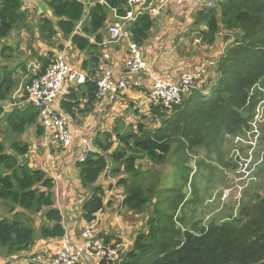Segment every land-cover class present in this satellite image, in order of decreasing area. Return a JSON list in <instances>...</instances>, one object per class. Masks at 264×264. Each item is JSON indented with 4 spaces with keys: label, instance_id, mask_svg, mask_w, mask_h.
Masks as SVG:
<instances>
[{
    "label": "trees",
    "instance_id": "16d2710c",
    "mask_svg": "<svg viewBox=\"0 0 264 264\" xmlns=\"http://www.w3.org/2000/svg\"><path fill=\"white\" fill-rule=\"evenodd\" d=\"M44 1L53 18L38 19L40 38L50 40L60 33L64 38H71L79 50L87 49L90 55L98 46L92 45L88 37L96 35V43L101 41L99 31L105 25L108 11L115 9L118 16H124L130 9L127 0H88L92 3L90 6L83 0ZM84 14L86 17L77 32V23ZM28 18L21 0H0V42L12 30L26 27ZM153 24L147 11H140L126 30L140 46ZM193 24L205 26L197 33L203 43H213L221 29L237 34L218 58L217 78L211 87L206 89L201 84L193 88L170 110L151 104L150 120L156 123L146 126L136 122L121 130L116 127L104 132L94 139L96 150H90L85 160L77 163L80 185L92 188L91 195L81 205L82 217L88 223L106 205L104 186L97 181L107 171L116 177L118 189L122 188L121 205L126 210L140 213L156 197L160 199L154 202L145 230L136 234L131 248L114 264H264V196L256 195V200L242 205L233 217L222 222L212 221L206 227H197L195 223L183 227L182 218L175 212L187 200L183 192L188 183L187 172L176 180L181 185L162 189L158 187L160 179L149 181L148 170L139 162L146 159L149 169H153L164 164L171 154L179 155L183 163L187 161L184 159L187 150L220 149L225 134L235 135L242 130L246 133L250 129L254 109L263 98L264 0H221L217 5H207L197 11ZM224 38L229 39V35ZM17 52L12 46H0V121L4 122V129L0 131L3 133L0 205L11 214L0 218V248L7 255L27 251L36 233L42 239H56L65 232L60 210L55 206L53 180L44 170L29 166L28 144L18 138L29 127L34 128L35 136H42L38 110L30 104L8 112L2 107L20 82L19 71L23 77L34 76L25 63L14 66L5 63ZM50 59L38 56L40 65L35 72L41 74ZM95 63L90 61L92 65ZM95 92V81L86 78L77 88H70L59 107L74 116V110H79L80 97L90 104ZM98 237L105 242L112 239L102 234Z\"/></svg>",
    "mask_w": 264,
    "mask_h": 264
},
{
    "label": "crops",
    "instance_id": "0c3cea01",
    "mask_svg": "<svg viewBox=\"0 0 264 264\" xmlns=\"http://www.w3.org/2000/svg\"><path fill=\"white\" fill-rule=\"evenodd\" d=\"M21 1L22 8L28 12L29 18L26 21V27L12 30L8 37L1 40L0 46L8 45L18 49L16 56L5 63L10 66L21 63H25L27 66L32 62L40 65L37 60L38 56L50 59L63 50L67 53L68 65L72 70L84 72L86 78L95 81L101 70L107 67L110 70L112 81L125 83V88L107 94L103 98L94 99L90 104L86 103L85 98L80 97L79 110H74L75 115L66 114L69 126L76 131L74 142L67 149H60L43 134V137L33 138L28 133H23L18 137L28 144L26 159L29 166L44 170L53 180L52 192L55 206L60 210L65 232L61 238L56 239H42L36 233L35 241L30 248L17 254L7 255L0 248V264H28L32 258L37 256H53L59 251L61 242L64 240H67L71 247L78 246L81 242L80 231L89 224L82 217L81 205L92 192L91 187L84 188L79 183L77 156L80 152V135L88 140L91 150H96L94 139L97 136H103L104 132H110L116 127L121 130L123 126L136 123L137 120L143 118L150 119L152 116L150 113L151 104L148 103L146 94L156 78H168L175 82L182 72L198 73L201 78L199 82L206 89L210 88L217 78L215 66L222 54V51L220 54L214 53L217 36L213 43H203L197 33L198 29H205V26L200 24L197 27L193 24L197 11L207 5H217L221 0H163L161 12L157 17H152L147 9L146 11L154 20V24L149 30L148 38L139 46L148 67L147 71L141 72L129 71L125 67L128 57V42H133L129 31L128 39L121 38L115 43H109L106 48L100 44L101 41L107 40L108 27L117 20L113 9L108 11L105 25L99 31L101 41L96 43V35L88 37L92 45L97 44L96 46H98L96 51L90 55L87 49L79 50L71 43V38H64L60 33L50 40L41 39L38 19L40 17L53 18L51 9L44 0ZM86 4L90 6L92 3L87 0ZM132 11H136L135 7L132 8ZM85 15L77 23V32L80 31ZM125 24L128 25V21ZM219 33L221 34V31ZM104 55H108V58H105ZM215 55L218 57L216 60H212ZM91 60L96 63L90 64ZM18 74L21 75L20 80H22L21 71ZM77 86L70 88L75 89ZM61 98L63 97L60 96L52 104L58 110H61L59 107ZM1 125L2 130L4 125ZM133 126L135 125L133 124ZM2 136L3 133H0V139ZM20 159L22 160V157ZM97 183L104 186V203L106 205L104 209L95 214L91 223H94L98 236L101 234L111 236L110 242H122L126 245L124 249L126 252L131 248L137 234L135 230L138 228V223L128 224L122 219V216L124 219L130 218L131 222V218L134 216L132 211L126 210L121 205L122 188L118 189L119 187L116 186V177L105 172ZM128 215H132V217H128ZM4 216L10 217L11 214H7L4 207L0 205V218ZM114 226L125 227L130 237L123 232H120V235L114 233ZM123 239H126L124 240L127 242L126 244ZM92 261L91 258H84L76 264H92Z\"/></svg>",
    "mask_w": 264,
    "mask_h": 264
},
{
    "label": "built area",
    "instance_id": "2783aa9c",
    "mask_svg": "<svg viewBox=\"0 0 264 264\" xmlns=\"http://www.w3.org/2000/svg\"><path fill=\"white\" fill-rule=\"evenodd\" d=\"M87 1V0H83ZM144 0H127L130 9L124 16H118L116 10L114 14L117 20L108 27L107 40L101 41L100 44L106 48L109 43H115L121 38L129 37L126 30L125 22L133 20L139 11H132L133 7L140 5ZM163 0H154L153 4L148 8V13L152 17H157L161 12ZM138 12V13H137ZM108 58V55H104ZM68 56L63 50L59 51L52 57L48 65L41 74L35 72L39 70L38 63H30L27 65L29 72L34 76L29 79L28 75L23 78L29 79L24 86H19L9 100L2 105L6 111L17 107L20 108L26 104H30L39 112L38 121L43 128V135L49 141L54 143L60 149L69 148L75 139L76 131L69 126V120L61 110L53 107V102L69 93L70 87L82 84L86 80L84 72H76L68 65ZM125 67L129 71L141 72L147 71V64L142 56L139 46L134 42H128V57L125 61ZM96 92L95 99H100L107 94H112L117 90L125 88V83L114 82L111 79L110 70L105 67L95 79ZM200 82L195 81V75L190 72H182L178 80L173 82L168 78L154 79L151 88L146 94L149 104L159 105L166 110H170L173 105L179 104L185 96H187L193 88L200 87ZM22 91V92H21ZM23 93V99L16 100V95ZM264 106V95L262 100L254 109L253 119L250 121V129L246 131L242 137L248 139L251 133H254L258 125V112ZM260 121V120H259ZM251 146V144H247ZM91 150L88 140L80 135V152L77 156L78 162L85 160L87 153ZM249 152L247 156H249ZM245 172V171H244ZM92 222V221H91ZM83 227L80 231L81 242L76 247H71L67 240L61 242L60 249L55 255L48 257H35L30 262L41 264H76L84 258H91L92 264H114L120 262L125 245L122 242H105L102 237H98L94 228V223Z\"/></svg>",
    "mask_w": 264,
    "mask_h": 264
},
{
    "label": "rangeland",
    "instance_id": "374dc122",
    "mask_svg": "<svg viewBox=\"0 0 264 264\" xmlns=\"http://www.w3.org/2000/svg\"><path fill=\"white\" fill-rule=\"evenodd\" d=\"M220 31L221 34H217L216 38L215 54L223 52L225 46L230 41L232 42L237 35L234 31L226 32L223 29ZM225 33L226 37L229 35V39L224 38ZM216 57L218 56H213L212 60H216ZM194 75L195 81L199 82L201 78L198 73H194ZM26 82V78H23L18 86L22 87ZM19 95H16V100L24 98L23 93H19ZM4 112L8 111L4 110ZM137 122H142L146 126L156 123L154 120L145 118L137 120ZM1 124L4 125L3 120L0 121V130ZM24 133H28L33 138L37 137L33 127H29ZM244 134V130L235 135L225 134L218 150L217 148L213 149V147L192 152L187 150L186 156H184L187 161L183 163H181L179 155L175 154H171L164 164L153 169H149L151 166L146 159L139 160L143 168L149 172V181L155 178L160 179L158 187L162 189L181 185V181L176 180L187 172L188 183L183 188L187 200L179 205L175 212L178 217L182 218L183 227H190L193 223L197 227H206L212 221L222 222L233 217L242 205L256 200V195L264 196V106L258 112L256 131L248 134L249 138H243L245 140L242 141ZM5 143L8 144V141L6 140ZM249 143L251 146L247 145ZM248 152L250 153L249 156H247ZM176 163L179 164L176 165ZM156 200L157 197L147 204L142 212L132 213L134 217L131 218V222L130 218L125 217L126 219H124L122 216V219L128 224L138 223L135 232H143L147 226L148 215ZM132 215H128V217H132ZM113 229H115L114 233L120 235V232H123L128 235L123 226H114ZM124 253L126 252L124 251Z\"/></svg>",
    "mask_w": 264,
    "mask_h": 264
},
{
    "label": "water",
    "instance_id": "95a60500",
    "mask_svg": "<svg viewBox=\"0 0 264 264\" xmlns=\"http://www.w3.org/2000/svg\"><path fill=\"white\" fill-rule=\"evenodd\" d=\"M154 0H144L140 5L135 7L136 11H146L153 4Z\"/></svg>",
    "mask_w": 264,
    "mask_h": 264
}]
</instances>
